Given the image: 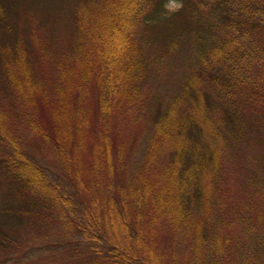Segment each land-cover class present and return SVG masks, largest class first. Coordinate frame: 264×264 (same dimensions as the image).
<instances>
[{"label":"trees","instance_id":"16d2710c","mask_svg":"<svg viewBox=\"0 0 264 264\" xmlns=\"http://www.w3.org/2000/svg\"><path fill=\"white\" fill-rule=\"evenodd\" d=\"M165 1L77 0L70 9L72 25L78 28L73 49L82 57L77 63L81 81L75 86L72 52L58 55L64 62L54 58L57 74L47 84L28 67L27 54L34 40H39L36 28L30 43L14 39L15 60L6 68L5 85L12 92V87H19L15 95L23 103L25 124L50 143L59 171L50 172L17 150L4 153L0 155V185L7 187L0 194L12 204L40 206L50 217L70 225L68 230L79 232L82 240L71 242L61 254L71 252L75 260L86 258L89 264H94L92 258H99L98 264H264L260 257L253 258L240 249L228 224L216 225L222 163L205 136L204 147L193 148L184 118L175 113L177 106L170 109L172 117H161L158 108L151 115L152 136L135 167L129 161L130 148L114 138L112 109L119 108L121 101L141 106L140 91L149 67L145 48L150 39L157 38L159 24L167 26V39L176 38ZM5 2L0 0V26L11 32L17 27L12 20L15 10H6ZM197 2L236 26L246 18L251 21L258 11L264 12V0ZM195 21L205 24L201 16ZM250 21L238 28V34L244 33ZM183 26L176 28L179 33ZM190 34L201 44L209 40L200 29ZM53 48L63 49L57 44ZM202 55L190 76L192 84L200 78L219 89L245 85L232 74L240 71L233 49L217 44L208 51L204 47ZM19 60L23 61V82L14 81ZM228 66L231 72L225 73ZM95 68L98 102L88 113L83 111L81 91ZM38 100L47 109L45 120L35 116ZM8 130L6 113L0 109V134L5 139L14 137ZM198 130L202 135H215L207 128H192ZM7 201L0 207L1 213L8 211ZM162 221L169 223L173 234L178 233L172 235L171 243L160 238ZM84 242L87 245L81 246Z\"/></svg>","mask_w":264,"mask_h":264},{"label":"rangeland","instance_id":"374dc122","mask_svg":"<svg viewBox=\"0 0 264 264\" xmlns=\"http://www.w3.org/2000/svg\"><path fill=\"white\" fill-rule=\"evenodd\" d=\"M76 1L6 0V10H15L12 20L17 27L7 32L4 26H0V109L6 113L8 132L14 136L5 139L0 134V155L13 154L17 150L54 173H58L59 164L51 145L26 126L23 103L15 95L19 87H12V92L5 85L6 68L15 60L14 39L30 43L32 30L36 28L39 40L33 39L35 44L27 54V61L37 78L42 77L41 81L50 84L57 74L54 58L64 62L58 55L70 51L74 57L75 83L72 86L81 81L77 75V63L82 57L73 49L74 33L78 28L72 25L70 10ZM164 7L167 16L172 15L176 28L184 26L180 33L175 28L173 34L176 38L172 39H167V26L159 24L157 27V38L150 39L145 48L149 67L140 91L141 106L121 101L119 108L112 109L114 138L130 148L129 161L135 167L152 136L151 115L158 111L163 118L172 117L170 109L177 106L175 113L177 111L178 116L184 118L193 148L202 149L205 136V141L217 151L222 163L217 186L218 208L214 214L216 225L228 224V232L235 234L240 249L250 252L253 258L264 260V12L258 11L251 21L246 18L236 26L219 12L198 5L197 0H166ZM196 16H201L205 24L197 25ZM249 21L251 24L244 33L238 34V28ZM198 29L209 38L204 44L196 42L190 34L191 30ZM55 44L63 49L53 48ZM217 44L234 50L240 71L232 74L241 83L245 81L241 89L225 86L219 89V86L200 78L195 84L191 83L190 76L203 57L202 49L206 47L208 51ZM42 54L46 57L41 58ZM22 64V60L16 63L15 82H23ZM95 71L96 68L94 75L87 78L86 88L80 90L83 111L88 113L93 112L98 102ZM224 71L230 73V66ZM37 105L35 116L45 120L47 109L44 103L38 100ZM229 114L232 120H229ZM195 127L207 128L215 135L192 131ZM91 186L94 188L93 184ZM6 187L5 183L0 185L2 193L6 192ZM4 196L0 194V207H4L3 202L7 201ZM7 203L8 211H0V264H89L86 258L75 260L71 252L61 254L63 249L82 240L79 232L74 231L75 234L68 230L70 225L61 223L55 216L50 217L35 204ZM161 223L158 226L160 238L162 242L171 243L172 235L178 233L173 234L167 221ZM96 259L99 258L90 260L98 264Z\"/></svg>","mask_w":264,"mask_h":264}]
</instances>
